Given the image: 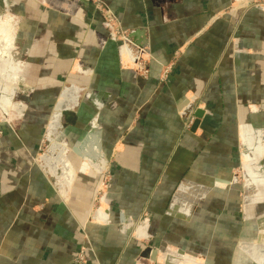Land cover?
Listing matches in <instances>:
<instances>
[{
    "label": "crops",
    "instance_id": "1",
    "mask_svg": "<svg viewBox=\"0 0 264 264\" xmlns=\"http://www.w3.org/2000/svg\"><path fill=\"white\" fill-rule=\"evenodd\" d=\"M0 2V264H253L237 244L264 184L231 183L244 163L264 175V4Z\"/></svg>",
    "mask_w": 264,
    "mask_h": 264
},
{
    "label": "bare ground",
    "instance_id": "2",
    "mask_svg": "<svg viewBox=\"0 0 264 264\" xmlns=\"http://www.w3.org/2000/svg\"><path fill=\"white\" fill-rule=\"evenodd\" d=\"M1 35L3 36V34H1ZM10 39L11 38H9L8 40H10ZM3 41H4V39H3ZM4 45H5V42H4ZM1 49L2 48H1V45H0V51H1ZM56 116H58V115H56ZM53 128H55V127L53 126L51 129H53ZM51 131H53V130H51ZM94 142L95 141H93V143ZM91 143H92V141H91ZM91 146L97 147L98 145H91ZM93 147H92V150H93ZM79 148L80 149H84L85 148V144L83 145V147H79ZM95 151H96V149H95ZM259 163H258V161L250 162L249 164H247L244 167L245 171H246V177L249 178L250 182L255 183L257 185L264 184V175L262 174V171H261L262 167H260ZM253 170L255 171L254 173H253ZM217 182H218V180H217ZM213 184H217V183L215 181H213ZM263 197L264 196L260 192H257L256 194L255 193L251 194V196H249L251 201H255V202L261 201V198H263ZM255 231H256L255 232L256 236H258V235L261 236L260 241L258 239V241L256 240L254 243L247 242V243L241 244V248H239V250H238V252H239L238 255H240L244 261L253 260V261H255L258 264H264V238H263V236H264V222H261L260 224H258L256 226ZM168 259H169V261L175 262V263H183V264L193 263V264H198L196 259L189 258L188 256L179 257L178 258L173 253H170V256L168 257Z\"/></svg>",
    "mask_w": 264,
    "mask_h": 264
},
{
    "label": "rangeland",
    "instance_id": "3",
    "mask_svg": "<svg viewBox=\"0 0 264 264\" xmlns=\"http://www.w3.org/2000/svg\"><path fill=\"white\" fill-rule=\"evenodd\" d=\"M254 1V3L255 2H262L263 4H264V0H253ZM17 7L20 9V10H24V11H26V12H28L29 11V9H28V5H27V3H22V2H19V5H17ZM4 12V4L2 3V2H0V17L1 16H4L6 13H3ZM29 13V12H28ZM34 13V14H33ZM33 13H31V15H32V17L33 18H36V15H37V12L36 11H33ZM18 14H16V17H15V21H14V23H13V26H14V34H12V36L14 37V42H15V44H17V50H19L20 51V53H19V51L17 52V53H19V55H21V58H22V60H24V57H25V54L27 53V50L24 52V53H22V50H21V45L22 44H25V45H28V43L29 42H32V37H30V34H28V29H29V27H28V23H27V21L25 20V19H21V17L20 16H17ZM29 19V18H28ZM30 21H35L34 19H29ZM0 24H1V22H0ZM3 24H4V22H3ZM33 24V23H32ZM15 100H16V97H15ZM0 117H1V114H0ZM46 149V145L45 144H43V150H45ZM248 162V161H247ZM249 164V163H248ZM245 165H247L246 163H244V165H243V170L242 169H237V171H236V173H234V178H233V181H232V186L233 185H240V186H245L246 185V178H245V169H244V166ZM245 184V185H244ZM258 188H260L261 189V187H258ZM255 220H253V223L255 222L256 223V226L258 225V224H260V222H262L261 221V217H259V218H254ZM248 228H250V229H248V232H247V234H246V236H245V238H244V240L242 239L241 241H239L238 242V244H237V248H239L240 247V245L241 244H243V243H247V242H252V243H254L256 240L258 241V239H261V236L260 235H258V236H256V234H255V229H256V227H254V224H253V226H250L249 224H248ZM255 239V240H254ZM178 248H174V250H177ZM179 250V249H178ZM173 252H175V251H173ZM170 253H172V252H169V254ZM165 254L163 255V259H161V261H163L164 263L166 262L165 261ZM190 264H193V263H190ZM253 264H258V263H256L255 261H253Z\"/></svg>",
    "mask_w": 264,
    "mask_h": 264
},
{
    "label": "built area",
    "instance_id": "4",
    "mask_svg": "<svg viewBox=\"0 0 264 264\" xmlns=\"http://www.w3.org/2000/svg\"><path fill=\"white\" fill-rule=\"evenodd\" d=\"M96 4H97L96 8L98 12L100 13L101 18L112 29V33H111L112 39L114 41L121 42V49H120L121 58L134 63L136 65L137 72L141 73L143 76H146L148 74V69H147V64L145 63L144 58H142L143 57L142 53H139L141 55L131 56L127 52V49L130 46L127 41V32L118 26L117 19L115 18V16L111 13L109 8L104 3L97 1ZM162 73H163V77H162L163 79L166 77L167 70H163ZM189 126H190V123L187 124V127ZM2 134H3V130L0 125V137L2 136ZM83 259H84L83 256L78 257L79 261H83Z\"/></svg>",
    "mask_w": 264,
    "mask_h": 264
},
{
    "label": "water",
    "instance_id": "5",
    "mask_svg": "<svg viewBox=\"0 0 264 264\" xmlns=\"http://www.w3.org/2000/svg\"><path fill=\"white\" fill-rule=\"evenodd\" d=\"M259 241H260V239H259Z\"/></svg>",
    "mask_w": 264,
    "mask_h": 264
}]
</instances>
